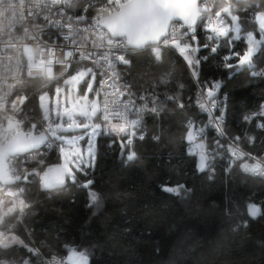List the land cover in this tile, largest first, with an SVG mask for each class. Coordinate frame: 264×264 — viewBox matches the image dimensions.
<instances>
[{
  "label": "trees",
  "instance_id": "1",
  "mask_svg": "<svg viewBox=\"0 0 264 264\" xmlns=\"http://www.w3.org/2000/svg\"><path fill=\"white\" fill-rule=\"evenodd\" d=\"M104 2L73 0L72 10L89 17ZM257 12H264V0L239 4L231 13L240 17V38L233 32L228 38L212 36L205 23L197 24L195 36L200 45L196 51L199 80L215 85L218 95L228 96L226 132L242 136L246 131L243 147L262 155L264 131L244 117L257 113L264 102V41L251 65L237 66L236 55L247 50L245 33L260 35ZM128 59L131 64L124 68L133 95L157 109L155 115L146 113L142 118L139 134L143 139L139 134L133 137V130L110 133L103 119L94 117V122L101 123L92 137L96 140L94 166L86 176L78 175L75 185L42 188L36 194V183H29L22 196L28 203L24 225L19 223L8 235L20 244L0 249V258L10 264L21 260L45 264L33 248L36 245L42 254L60 259L71 247L77 248L90 256L89 264H264V215L250 218L245 207L249 203L264 206V178L245 174L225 159L216 162L214 173L196 170L197 155H192V143L185 138L189 121L195 124L203 116L194 103L196 83L186 58L178 49H164L157 61L151 52L135 49ZM82 66L76 65L77 69ZM53 85L46 86L39 75L28 77L22 90L30 96L25 110L45 117L38 97ZM171 96L175 102L167 99ZM181 102L183 109L178 107ZM123 136L131 138L127 148L119 143ZM253 137L255 142H249ZM88 139L81 142L84 154ZM132 152L137 159L126 162ZM44 158L60 162L55 151ZM85 180L94 181L91 188L80 186ZM179 185L190 189L186 198L164 190ZM90 192L100 197L98 204L90 200ZM7 224L5 220L0 228ZM217 242L229 246L219 248Z\"/></svg>",
  "mask_w": 264,
  "mask_h": 264
},
{
  "label": "snow or ice",
  "instance_id": "2",
  "mask_svg": "<svg viewBox=\"0 0 264 264\" xmlns=\"http://www.w3.org/2000/svg\"><path fill=\"white\" fill-rule=\"evenodd\" d=\"M53 4H57L60 0H52ZM165 13L163 26L155 25L151 18L148 16L147 12L144 10V6L140 3V0H107L105 15V8L99 10V14L92 18L88 26H91L93 22L96 24H102L107 31L103 37L97 39L90 38L89 36H83V43L78 45L77 51H67L63 52L64 45L58 41L68 39V37L61 36L58 28L72 29V23H62L60 20H50L48 16L43 15V10L39 12L29 7L26 11L24 10V0H20V12L17 14L15 10V5L8 0L7 7H4L6 0H0V17H6L9 19L6 28L9 32L15 31L16 35H9L6 41V47H16L13 41L20 40L21 47L25 53H28V58L26 62L27 76L33 77L37 74L47 77L49 80H54L56 77L53 76L54 65L55 71L60 73V78L65 75H69L70 79L65 80V84L75 83L77 85L76 91L81 93L77 98L73 99L71 96H65L63 101V111L61 108V94L66 90L57 86L54 90V106L57 109L56 115L60 118L66 116L68 118L67 129L72 128H82L88 129L89 124L81 121L77 123L75 116L83 117L84 119L90 116H95L97 119H102L105 123V127L110 133H128L130 126L133 128V135L135 134V126L141 123L142 118L137 115V118L128 120L126 114H122L118 109L120 103L115 99L109 101V96H115L119 89L115 92H107L105 90L107 87H114L101 78L97 72H93L91 68L77 69L75 58L76 56L81 57V62L83 60L91 61L95 59L98 55L102 60L107 59V55L102 51L97 53L96 48L107 49L108 55L115 56L121 64L119 67L127 66L131 64L130 60L126 59L125 54H119L113 49H122L127 46H132L136 50H147L151 52L154 59L159 61L162 58V53L164 49H178L180 53L186 56L192 51H199L200 45L197 43V37L191 35L190 39L181 40L176 36V29L172 27L169 30L168 25H180L181 27L187 26L188 31L184 32V36H189V33L194 32L195 25L198 20H200L205 13H213L217 18L213 20L209 16L205 20V27L212 33H215L217 37L228 38L233 30V25L238 26L240 17L238 14L229 16L228 14L232 12V2L227 0V7H220L219 10H215L214 7H209L208 4H202V0H158ZM39 8V4L36 6ZM58 12H63V9L57 10ZM10 13V16H9ZM227 14V18L224 17ZM79 19V18H77ZM255 21L258 22L259 32L261 34V41H264V12H257L255 14ZM49 29L51 34H47L45 29ZM235 31L238 33V28L235 27ZM87 32V28L83 30ZM254 33L249 34L247 37V50L241 55L237 53L239 67H244L252 64L253 56L258 51V45L254 42ZM51 41L53 47L48 46V42ZM260 41V43H261ZM231 42V41H229ZM72 44H77L76 40L71 41ZM56 49H60V56H56ZM80 49H85L81 52ZM213 51L216 49L213 48ZM22 61V57L17 59V68L19 69ZM189 62H192L189 60ZM231 67V65H229ZM74 73V74H73ZM106 75V74H105ZM123 73L111 77V79L119 80L122 78ZM94 85H98L95 87ZM215 85L211 88L206 89V94L211 100L214 110L216 109L215 96L216 93L213 91ZM104 91V102L101 107L99 97L101 91ZM71 92L72 89H67ZM95 94L96 99L89 102V97L91 94ZM121 95L123 93H120ZM3 99V97H0ZM28 99L26 96H19L15 100H12V108L16 110L13 116L6 117L8 128L12 129L13 120L15 119V124L17 129L21 124L28 123L24 120L25 113L21 110H17V105H23ZM39 106L44 109L45 112L50 111V107L53 104V97H50L47 92L39 95ZM143 99V97H141ZM169 101L175 102V96L167 97ZM111 103V107H110ZM127 108V105H124ZM179 108L183 109L185 105L181 102L178 105ZM204 107V105H201ZM157 112L156 108L149 110L147 115H155ZM99 114V115H98ZM124 118V123H110V116H122ZM260 116L264 117V112L259 113ZM14 117V119H13ZM223 119V116L215 117V121L219 122ZM246 117L245 120H249ZM23 122V123H22ZM49 130L46 134L34 135L32 131H26L21 133L19 130L15 131L12 139L7 140L4 144H0V158L8 160V157H16L17 155L26 152L29 149L37 148L40 145L45 144L49 139V136L56 138L59 134V130L64 128L63 123H56L57 126L55 130L52 128V123L49 122ZM31 129H35V125L29 126ZM92 127V134L95 135L97 130L101 128V124L97 123ZM195 125L189 121V127L187 129L186 141L191 142L196 139L193 129ZM257 128L264 131V118L261 119L260 123L257 124ZM200 133H203V128H201ZM143 139V137H140ZM203 138V136H201ZM235 141L239 142L241 136L237 135L233 138ZM77 140H84V137H77L75 139H69L66 143L69 147L65 148L63 144L59 147L60 152V162L55 165H46L40 167L37 171L28 172L26 169H22L15 163L11 164L9 168H0V180L3 181L4 187L0 189L4 194L8 196H24L27 191V185L29 183H38L39 187L44 189H52L54 186H68L69 182L73 185L77 184L78 175L86 176L88 174L87 170L94 166V161L96 155L93 148V141L91 138L87 140V159L84 155V149L77 147ZM65 142L64 139H61ZM131 142L129 136H123L119 143L123 148H127L128 143ZM251 143L255 142V138H251ZM204 145H196L197 149H204ZM233 156L236 154L235 151L231 153ZM192 155H196L195 152ZM240 155L246 160L249 154L241 152ZM137 159L136 153L132 152L127 156L126 162H131ZM215 159V156H212ZM236 166L243 169L244 172L252 173H264V164L254 163L249 165L248 163H243L241 161L236 162ZM15 167V171L13 168ZM196 170L199 172H204L205 170L212 169V163L205 151L199 152L198 161H195ZM17 181L18 183H10V179ZM86 182L81 187L85 189L91 188L94 183L93 180H85ZM22 182L24 187H20ZM15 189V191H13ZM169 193L176 194L179 198H186L190 189H187L184 185H179L176 187H166L164 189ZM90 200L94 204L100 202V197L96 193H89ZM0 205L7 208L8 215L5 217L6 223H20L21 214L25 211L24 201L20 202V207L15 204L12 206H7L3 201H0ZM246 211L250 218H257L262 213L261 208L255 203L246 204ZM5 231H8L5 225H2ZM236 231V229H233ZM15 244H20L19 241L15 240L13 236H7V239H0V249L8 250L11 246ZM229 246L226 242H217L216 247L227 248ZM69 246L64 249L67 250ZM78 257L74 261V264H89L90 256L84 252L79 251L77 248H71V255L68 256L69 260L73 257ZM0 264H7L6 261L0 259ZM20 264H26V261L21 260Z\"/></svg>",
  "mask_w": 264,
  "mask_h": 264
},
{
  "label": "built area",
  "instance_id": "3",
  "mask_svg": "<svg viewBox=\"0 0 264 264\" xmlns=\"http://www.w3.org/2000/svg\"><path fill=\"white\" fill-rule=\"evenodd\" d=\"M252 0H231L232 2V12L236 9V7L239 4H246L250 3ZM11 3L15 5V10L17 11V14L20 12V0H11ZM107 0L94 12L91 16L87 17L85 14H75L72 10L73 0H60L59 3L53 4L52 0H24V10L26 11L29 7L33 8L36 11L43 10L42 14L48 16L50 20H60L62 23H72L73 28L67 29V28H58V31L60 32L61 36L68 37V39L58 41L59 43L63 44V52L67 51H77L78 45L80 43H83V36H89L90 38L97 39L99 41L100 37H103L105 32L107 31L102 27L101 24H96L93 22L91 26H88L87 23H90L91 19L96 17L99 14V10L101 8H105V15L107 14L106 11V4ZM8 0H6V3L4 7H7ZM37 4H39V8H37ZM202 4H208L209 7H214L215 10H219L220 7H227V0H202ZM63 9V12H58L57 10ZM0 10H3L0 8ZM231 12V13H232ZM229 13V14H231ZM228 14V15H229ZM227 14H224V17ZM10 16V13H9ZM211 16L213 20H216L217 18L214 16L213 13H205L204 16L199 20L200 23H205V20ZM79 18V19H77ZM9 19L6 17H0V97H3V99H0V144H3L6 140L11 138L15 131L22 130L23 132L26 131H32L34 135H39L41 133L47 134L49 130V122L52 123V128L55 130L56 123L58 121V117L54 114H51L49 117H42V119L38 118L36 113L32 111L25 110V105L27 104L29 97L27 94L23 93L22 90L27 87L28 84V76H27V69H26V62L28 58V53H25L23 51V48L20 46L21 41L16 40L13 41V44L16 45V47H6V41L8 40L9 35H16L15 31L12 30L9 32L6 28V25H8ZM172 27H175L176 29V36L178 39L181 40H187L190 39L191 35H195L196 31L189 33V36H184L183 33L187 32V26L181 27L180 25H173ZM87 28V32H83V30ZM196 28V27H195ZM47 34H51L49 29H45ZM212 36H215V33H212ZM75 39L77 44H72L71 41ZM49 47H53L52 42H48ZM135 49L131 48L130 46H127L122 49H113L112 51H115L117 55L119 54H125L128 59V54ZM81 52L85 51V49H80ZM95 51L97 53L104 52L105 55H107V59L102 60L99 55L91 60H83L81 62V57L76 56L75 63L76 65H85L90 64L91 69L93 72H97L101 78H103L105 81H108L109 84L114 85V87H107L105 90L109 93L115 92L117 89H119V92L113 97L109 96V101L115 99L120 103L119 111L122 114H126L127 119H135L137 118V115H139L141 118L149 112L151 109L150 106H148L147 103L142 102L138 100L134 95L132 91V85L128 80L126 79V72L125 68L119 67L121 62L116 59L115 56L108 55L107 49H100L96 48ZM61 53L60 49H56V56L59 57ZM22 57V61L20 64L19 69L17 68V59ZM201 58H206V55H203ZM55 65H54V71L53 76L56 77L54 80H49L45 76H39L42 77V79L45 81L46 86L55 84L56 82H59L66 78L68 75H65L63 78H60V73L55 71ZM189 70L191 72V75L196 83V91L194 94V103L198 107L199 111L202 114V118L195 123V135L200 140V145H204V149H199L200 151H205V153L208 155L209 159L212 163V169L209 170L211 173L215 172V164L220 159H225V161L229 162V164H236L237 161H241L243 163H248L249 165L254 163H261L264 164V154L262 155H256L250 151H247L243 145L242 140L244 137H248L246 131L241 136V140L239 142L235 141L233 138L236 136H229L226 132V121H227V102H228V96L226 94L218 95L215 88H213V91L216 93L215 101H216V109L214 110L211 100L206 94V89L211 88L213 86L212 83L201 81L199 80V70L193 69L190 65H188ZM79 69V68H78ZM123 73L122 78L119 80L111 79V77H114L116 75H119ZM106 74V75H105ZM98 87V85H96ZM101 91V95L99 97V101L101 104V107L104 102V91ZM22 92V93H21ZM120 93H123L122 95ZM19 96H26L28 99L24 102V104L17 105V110H21L25 113L24 120L28 123L21 124L19 126V129H17V126L15 124V119L13 117V127L12 129L8 128L6 117L13 116L14 110L12 108V100H15ZM124 105H127V108L124 107ZM201 105H204V107H201ZM111 107V103H110ZM264 112V102L260 104L259 110L257 113H254L249 116V120H245L248 124H250L253 120L257 124L260 123L261 117L259 113ZM223 116V119L219 122L215 121V117L217 116ZM102 118V116H101ZM110 119H112L116 123H124V118L122 116H110ZM142 121V120H141ZM23 123V122H22ZM35 125V129H31L29 126ZM140 124H137L135 126V134L133 137L137 136L139 134V128ZM203 128V133H200V129ZM129 130H133V128L130 126ZM212 134V140H211V146H210V134ZM61 132L59 130V134L56 136V138H53L49 136V139L45 142L44 146L40 149H30L27 150L23 154H19L16 157H8L7 165L8 168L11 167V164L15 163L17 166L21 167L22 169H26L29 173L37 171L40 167L46 166V165H55L54 161L46 160L44 158V155L49 151H55V158L58 157L60 154L59 147L61 146ZM140 135V134H139ZM141 136V135H140ZM203 136V138H201ZM132 137V138H133ZM235 151V155L233 156L231 153ZM241 152H244L246 154H249L248 158L245 160L244 157L240 155ZM215 156V159H212V156ZM240 168V167H239ZM229 170V167H227ZM15 167L13 168V171H15ZM240 170L245 173L256 177H262L264 178V173H252V172H244L242 168ZM16 183H18L16 181ZM20 183V182H19ZM4 187V184L0 182V189ZM42 188L39 187L38 183H36V194L41 190ZM15 191V189H13ZM0 201H3L7 206H12V204H15L17 207H20V202L24 201V207L25 211L21 214V220L20 223L24 225V219L25 214L28 209V203L25 201V199L22 196H8L4 194L3 191H0ZM7 208L3 205H0V224H3L5 222ZM18 224L13 222L6 225V228L8 231H5V229L2 227L0 228V239H6L7 236L12 233L16 226ZM29 236L32 238L29 230H27ZM33 248L36 253L40 254L42 260L45 262V264H74V261L78 259V257H73L72 260L68 259V256L71 255V247L69 249V252L67 256L64 259H60L56 256H46L40 252L38 247L36 245H33ZM2 259V258H0ZM7 262V264H10L8 260L2 259ZM27 261V260H25Z\"/></svg>",
  "mask_w": 264,
  "mask_h": 264
},
{
  "label": "rangeland",
  "instance_id": "4",
  "mask_svg": "<svg viewBox=\"0 0 264 264\" xmlns=\"http://www.w3.org/2000/svg\"><path fill=\"white\" fill-rule=\"evenodd\" d=\"M232 15H236V14H229V16H232ZM225 18H227V15L225 16ZM257 26H258V22H257ZM235 27L238 28V33L235 31ZM258 29H259V28H258ZM232 32H233L235 38H240V37L242 36V33H241V25H240V23H239L238 26L233 25V30H232ZM252 33H254V32L251 31V32H247V33L244 34L246 41H247V37L249 36V34H252ZM259 33H260V32H259ZM254 34H255V33H254ZM253 39H254V42L258 45V49H259V46H260L261 43L263 42V41H261V34H260L259 36L255 34L254 37H253ZM260 41H261V43H260ZM190 59H191V60H194V57H190L189 60H190ZM191 63L194 64L193 62H191ZM83 68H85V67H82L81 69H83ZM87 68H89V67H87ZM78 70H79V69H78ZM73 74H74V73H73ZM69 79H70V76L68 75V76H67L66 78H64L62 81H59V82L55 83V84L51 87V89H46L45 91L42 92V94H44L45 92H47V93L49 94L50 97H53V104H52V106L50 107V111L45 112V110L42 109L45 117H49V116H51V114H54L55 116H57V115H56L57 109H56L55 106H54V90H55V88H56L57 86H59V87H61V88H64V89L66 90L64 93L61 94V105H62L61 108H60V111H61V112L63 111V101H64V97H65V96H71L73 99H75V98L78 97V95L81 94V93H79L78 91H76V89H77V85H76L75 83L65 84V80H69ZM94 86H95V85H94ZM67 89H72V91H71V92H68ZM42 94H41V95H42ZM93 99H96L94 93H93V95H90V97H89V102H91V100H93ZM57 117H58V116H57ZM94 117H95V116H90V117L87 118V119H84L83 117H80V116H78V115L74 117V119H76L77 123H80L81 121H83L84 123L89 124L90 127H89L88 129H82V128H72V129H67V123L69 122V121H68V118H67L66 116H64L63 118L58 117V121H57V123H63V124H64V128L60 129V132H61L60 135H61V139H64L65 142H62V141H61V144H63V146H64L65 148H67V147H69V145L66 143V141L69 140V139H75V138H77V137H81V136L84 137V140H85V137H86V136H89V138L92 139L93 134H92V127H91V126H94L95 124H97V123L94 122V120H93ZM109 122H110V123H116V122H114L112 119H110ZM99 124H101V123H99ZM56 127H57V126H56ZM100 129H101V128H100ZM100 129L97 130L96 134L99 133ZM94 136H95V135H94ZM84 140H82V141H81V140H77L76 146H77V147H81V142H82V144H83V143H84ZM80 141H81V142H80ZM92 141H93L94 152H96V151H95V147H96V140H95V138L92 139ZM191 150H193V149L191 148ZM84 155H85V157L87 158V151L85 152ZM58 157L60 158V154L58 155ZM5 240H6V239H5Z\"/></svg>",
  "mask_w": 264,
  "mask_h": 264
},
{
  "label": "water",
  "instance_id": "5",
  "mask_svg": "<svg viewBox=\"0 0 264 264\" xmlns=\"http://www.w3.org/2000/svg\"><path fill=\"white\" fill-rule=\"evenodd\" d=\"M140 3L144 6V10L147 12L148 16L151 18L152 22L157 25V26H163V23H164V17H165V13L163 11V8L162 6L160 5V3L158 2V0H140ZM199 23V20L197 21L195 27L197 26V24ZM102 25V24H101ZM170 26L171 24L168 25L169 29H170ZM102 27L104 29H106L103 25ZM107 30V29H106ZM131 48H133L132 46H130ZM134 49V48H133ZM194 124V123H193ZM195 125V124H194ZM21 133H23L22 130H20ZM193 132H194V129H193ZM43 134V133H41ZM39 134V135H41ZM14 136V135H13ZM13 136L11 138H9L8 140L12 139ZM7 141V140H6ZM5 141V142H6ZM4 142V143H5ZM193 141H191L190 143H192ZM3 143V144H4ZM44 146L43 145H40L39 147L37 148H33V149H40ZM30 150V149H29ZM25 153V152H24ZM23 154V153H21ZM198 158H199V155H198ZM0 168H8V165H7V160H4L3 158H0ZM10 179V178H9ZM0 182L3 183L2 180H0ZM10 183H16V181L14 180H11L10 179ZM61 186H54L52 189H46V190H53V189H56V188H59ZM166 188V187H165Z\"/></svg>",
  "mask_w": 264,
  "mask_h": 264
},
{
  "label": "crops",
  "instance_id": "6",
  "mask_svg": "<svg viewBox=\"0 0 264 264\" xmlns=\"http://www.w3.org/2000/svg\"><path fill=\"white\" fill-rule=\"evenodd\" d=\"M181 55H183L186 58V60L192 66L193 69H197L198 70V68H197V66H198V59L196 57V51L190 52L187 56L185 54H183V53H181ZM190 57H194V60H191L190 59L194 64H192L191 62H189V58ZM194 135H195V132H194ZM196 145H200V140L197 138V136H196V139L192 142L191 148L193 149L192 151L196 153L197 159H198V155H199L200 150L196 148Z\"/></svg>",
  "mask_w": 264,
  "mask_h": 264
},
{
  "label": "bare ground",
  "instance_id": "7",
  "mask_svg": "<svg viewBox=\"0 0 264 264\" xmlns=\"http://www.w3.org/2000/svg\"><path fill=\"white\" fill-rule=\"evenodd\" d=\"M199 23H200V22H199ZM199 23H198V24H199ZM172 26H173V25L171 24L170 29H169L170 31H171V29H172ZM210 33H211V32H210ZM86 65H87V67L91 68V65H90V64H85V65H83L82 67H84V66H86ZM82 67H81V68H82ZM81 68H79V69H81ZM37 117L40 118V119H42V117H40L39 115H37Z\"/></svg>",
  "mask_w": 264,
  "mask_h": 264
}]
</instances>
